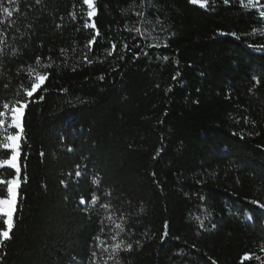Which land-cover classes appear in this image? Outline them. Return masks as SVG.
<instances>
[{
  "label": "trees",
  "instance_id": "trees-1",
  "mask_svg": "<svg viewBox=\"0 0 264 264\" xmlns=\"http://www.w3.org/2000/svg\"><path fill=\"white\" fill-rule=\"evenodd\" d=\"M132 3L96 0L101 37L93 55L104 59L109 41L119 48L128 35L123 25L136 19L123 11ZM154 3L168 47L149 49L135 61L81 63L76 71L72 64L92 34L83 27L82 0H19L12 26L0 25L8 45L0 57V102L14 101L18 87L29 85L23 72L17 75L20 65L36 56L59 61L62 47L72 57L68 67L48 70L44 100L26 112L28 181L0 264H88L97 217L78 205L71 183H60L71 182L66 174L77 164H89V176L98 172L120 200L131 201L117 205L130 213L132 234L124 238L134 246L119 254L121 264H241L246 252L264 256V210L250 203L264 202V86L254 87L253 80L264 77V51L247 46L260 39L248 35L254 16L240 0H209L207 8L188 0ZM13 49L19 50L15 57ZM165 55L167 62L157 59ZM250 210L257 214L251 221ZM204 215L201 229L194 217Z\"/></svg>",
  "mask_w": 264,
  "mask_h": 264
},
{
  "label": "snow or ice",
  "instance_id": "snow-or-ice-1",
  "mask_svg": "<svg viewBox=\"0 0 264 264\" xmlns=\"http://www.w3.org/2000/svg\"><path fill=\"white\" fill-rule=\"evenodd\" d=\"M42 0H35L39 5ZM190 4L198 5L200 8H207L209 0H188ZM225 5L230 4L231 0H223ZM19 0H0V14L7 18L0 19V25L7 24L8 27L12 26L11 18L16 13H19L18 7ZM241 6L252 12L256 27H254L248 35L251 37H260L256 39L255 44L249 43V48H259L264 51V0H240ZM11 5L12 7H9ZM82 5L86 9V18L83 22L85 29H92L91 38L88 39L84 45V49L80 51V55L76 57L75 63L72 64V71H76L81 63L85 66H91L99 60L104 63L109 58H117L124 61L126 56L130 57L133 61L140 58L141 55L148 56L149 49H159L161 47H168L167 39L163 34L167 28L159 15L154 0H133V3L124 9V14L129 13L136 19L134 21L126 22L123 25V32L128 33L127 36L122 37V41L118 48L116 41H109V46L104 49V59H99L93 55L94 46L97 39L101 37L96 23L95 17L98 15V7L96 0H82ZM156 9L155 12L150 11ZM75 21L76 14L74 12L69 14ZM153 15L155 19H153ZM63 19V17H61ZM57 29L61 28L57 24ZM170 35H174L171 33ZM229 35L236 37L237 33L232 32ZM6 30L0 31V57L6 55V48L8 47L5 39ZM42 46V45H41ZM26 47V45H25ZM18 49L12 50V56L17 55ZM61 59L57 61L52 56L46 58L36 56L35 60L28 64H22L17 69V75L23 72L30 83L28 86L21 84L16 92V99L14 101L0 102V248L5 246L7 241L13 238L14 229L17 226L19 217V203L21 197V188L23 183H27L28 177L25 171L26 156L23 153V147L26 143V134L24 126V118L29 106L37 101H42L45 98V93L48 90L51 72L48 71L54 67H68L72 57L69 55L68 48H61ZM77 52L76 47L71 48L72 55ZM168 61V56H157V59ZM117 69L114 67L113 71ZM180 73L177 72L172 79L176 80ZM101 81L104 76L99 77ZM255 86H264V77L254 76ZM2 87L6 90L9 88V83H2ZM66 92V89H61ZM168 91H172L169 87ZM247 121V117H245ZM235 135V133H233ZM243 138V137H241ZM68 152H72L73 148L69 146ZM45 154L40 153L43 157ZM159 155V152L157 153ZM155 158V157H154ZM91 167H95L92 165ZM71 177V182L62 179L61 185L68 188L70 183L74 188L75 195L78 196V205L84 206L83 210L95 214L99 226L98 234L92 237L90 242V256L88 257V264H109V261H115V264H121L119 254L121 252L131 253L134 250L133 243L128 242L125 236H130L131 229L127 227V222L130 213L123 210L124 203L131 204V201H123L116 195L114 189H110L104 182L103 176L98 172L89 176V164L75 165V170L66 174ZM83 185H89L87 191H81ZM204 198L201 197V200ZM115 201V202H114ZM251 204L256 206V209L264 210V202L258 199L250 201ZM143 212V208H140ZM251 214L247 216L248 220H253L256 213L250 210ZM259 215L264 216V211ZM199 221L201 229L204 228V222L208 219L207 215L203 218L200 216L194 217ZM169 225L165 223L164 231L161 236V242L168 236ZM215 228V225H211ZM137 247H142L139 240L135 241ZM260 253H264V243L259 246ZM260 261L264 264V256L257 255L253 252H246L243 261Z\"/></svg>",
  "mask_w": 264,
  "mask_h": 264
},
{
  "label": "rangeland",
  "instance_id": "rangeland-1",
  "mask_svg": "<svg viewBox=\"0 0 264 264\" xmlns=\"http://www.w3.org/2000/svg\"><path fill=\"white\" fill-rule=\"evenodd\" d=\"M196 6H198V5H196ZM199 7V6H198Z\"/></svg>",
  "mask_w": 264,
  "mask_h": 264
}]
</instances>
